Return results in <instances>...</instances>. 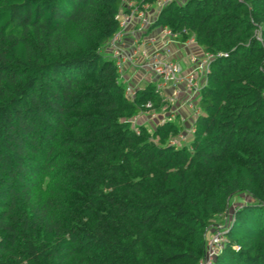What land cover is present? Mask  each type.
I'll return each mask as SVG.
<instances>
[{"label": "trees", "instance_id": "trees-1", "mask_svg": "<svg viewBox=\"0 0 264 264\" xmlns=\"http://www.w3.org/2000/svg\"><path fill=\"white\" fill-rule=\"evenodd\" d=\"M122 6L0 0V264H198L236 199L214 264H264V0H173L153 24L216 57L183 148L180 122L131 123L162 103L110 59Z\"/></svg>", "mask_w": 264, "mask_h": 264}, {"label": "built area", "instance_id": "built-area-1", "mask_svg": "<svg viewBox=\"0 0 264 264\" xmlns=\"http://www.w3.org/2000/svg\"><path fill=\"white\" fill-rule=\"evenodd\" d=\"M123 6L116 16L118 31L108 43L107 51L125 85V95L133 100L137 91L153 85L161 98L159 111L151 102L145 112L133 117V127L144 126L152 132L160 124L180 122L184 130L169 140L177 148L187 146L193 138V124L201 114L199 95L207 83L210 65L215 60L211 53H189L184 58L175 57L169 50L171 44L197 47L194 36L180 41L181 34L168 27L152 26L164 7L173 0H159L154 6L136 0H122ZM184 34H187L184 32ZM226 226L213 228L206 241L205 253L198 264H214L226 242Z\"/></svg>", "mask_w": 264, "mask_h": 264}, {"label": "crops", "instance_id": "crops-1", "mask_svg": "<svg viewBox=\"0 0 264 264\" xmlns=\"http://www.w3.org/2000/svg\"><path fill=\"white\" fill-rule=\"evenodd\" d=\"M169 50L174 54L175 57H178L179 59L180 58L181 59L184 58V59H182V62L187 64L185 56H187V54H189V53L190 54L191 53H199L201 49H199L198 47H192V48L189 49L187 47H184L182 44L175 43V44H171L169 46ZM216 226H218V225L213 226V228L216 227ZM213 228L211 230V233L213 232Z\"/></svg>", "mask_w": 264, "mask_h": 264}, {"label": "rangeland", "instance_id": "rangeland-1", "mask_svg": "<svg viewBox=\"0 0 264 264\" xmlns=\"http://www.w3.org/2000/svg\"><path fill=\"white\" fill-rule=\"evenodd\" d=\"M241 199V198H240ZM242 199H244V198H242ZM241 206V204H240V202H239V200L237 199L236 201H234V205H233V207H231L229 210H228V212L226 213V215L224 216V217H221V218H218L217 220H216V225H224V223H226L227 222V219H228V217H229V220H231L232 218V215H233V213L235 212V210L238 208V207H240ZM228 216V217H227Z\"/></svg>", "mask_w": 264, "mask_h": 264}]
</instances>
